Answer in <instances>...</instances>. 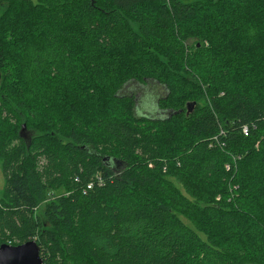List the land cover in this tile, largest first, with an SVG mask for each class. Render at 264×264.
I'll return each instance as SVG.
<instances>
[{"label": "trees", "instance_id": "16d2710c", "mask_svg": "<svg viewBox=\"0 0 264 264\" xmlns=\"http://www.w3.org/2000/svg\"><path fill=\"white\" fill-rule=\"evenodd\" d=\"M4 2L0 245L264 264V0ZM131 81L167 89L165 116L137 114Z\"/></svg>", "mask_w": 264, "mask_h": 264}, {"label": "rangeland", "instance_id": "374dc122", "mask_svg": "<svg viewBox=\"0 0 264 264\" xmlns=\"http://www.w3.org/2000/svg\"><path fill=\"white\" fill-rule=\"evenodd\" d=\"M5 7H6L5 2L0 4V14L5 10ZM123 92H128V93L133 92L134 94H136V100H137L136 110L138 115L165 116L166 112L158 108L159 99L163 97L167 92V89H165L164 86H161L155 81H148L146 83H138L131 81L125 86ZM24 125L25 123L22 124V127L20 129V135L26 133L25 132L26 128H23ZM4 183L5 181H4L2 166L0 162V195H2ZM62 191H64L63 187L56 190L57 194Z\"/></svg>", "mask_w": 264, "mask_h": 264}, {"label": "water", "instance_id": "95a60500", "mask_svg": "<svg viewBox=\"0 0 264 264\" xmlns=\"http://www.w3.org/2000/svg\"><path fill=\"white\" fill-rule=\"evenodd\" d=\"M1 77L0 70V81ZM0 264H44L41 247L36 240L17 245L3 243L0 245Z\"/></svg>", "mask_w": 264, "mask_h": 264}, {"label": "built area", "instance_id": "2783aa9c", "mask_svg": "<svg viewBox=\"0 0 264 264\" xmlns=\"http://www.w3.org/2000/svg\"><path fill=\"white\" fill-rule=\"evenodd\" d=\"M245 131H247V128H245ZM93 187H94V182L91 181V182L88 184L87 188H88V189H91V188H93Z\"/></svg>", "mask_w": 264, "mask_h": 264}]
</instances>
